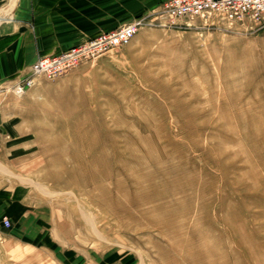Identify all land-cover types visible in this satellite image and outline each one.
Wrapping results in <instances>:
<instances>
[{"label": "rangeland", "instance_id": "1", "mask_svg": "<svg viewBox=\"0 0 264 264\" xmlns=\"http://www.w3.org/2000/svg\"><path fill=\"white\" fill-rule=\"evenodd\" d=\"M160 5L139 19L127 44L52 79L41 75L23 95L2 94L10 95L9 125L16 135L6 133L0 145L15 142L11 161L22 163L17 181L33 215L15 226L37 232L23 243L12 240L10 264H62L63 251L100 264H189L171 249L176 233L153 220L160 210L144 216L128 205V188L136 186L127 177L136 166L152 171L155 190L178 183L140 206L174 202L171 210L185 214L182 236L194 227L231 229L227 214L234 202L249 229L264 228V189L247 175L251 162L260 168L247 117L264 123V28L212 17L167 18ZM95 152L106 162L94 164ZM86 169L109 172L96 179L104 188L85 180Z\"/></svg>", "mask_w": 264, "mask_h": 264}, {"label": "crops", "instance_id": "2", "mask_svg": "<svg viewBox=\"0 0 264 264\" xmlns=\"http://www.w3.org/2000/svg\"><path fill=\"white\" fill-rule=\"evenodd\" d=\"M163 1L0 0V84L26 73L38 56L57 54L100 31L148 19ZM4 92L11 93L6 86H0L1 130L14 137L9 125L10 95H2ZM14 144L5 141L0 145V238L7 240L0 243V264H10L7 257L14 244L12 240L23 243L27 235L37 233L30 227L15 226L21 221L30 223L27 220L33 215L27 204L25 186L17 181L16 171L22 163L11 161V154H17ZM3 217L10 220L9 226L3 225ZM60 261L62 264H100L92 263L89 258L77 259L74 253L66 251Z\"/></svg>", "mask_w": 264, "mask_h": 264}, {"label": "bare ground", "instance_id": "3", "mask_svg": "<svg viewBox=\"0 0 264 264\" xmlns=\"http://www.w3.org/2000/svg\"><path fill=\"white\" fill-rule=\"evenodd\" d=\"M255 119V115L249 114L247 117V123H250V126L248 125V130L251 136L250 142L252 150L257 157L256 163L257 165H260L261 169H256L251 162L248 166V168H250L247 171V175L251 176V184L255 186L259 185V188L264 189V123L258 124L255 122ZM92 152H94V150ZM92 162L96 165L103 164L106 162V158L102 157L99 152H95L92 157ZM157 170L164 177H168L167 172L161 170L159 166L156 167V171ZM86 173L87 177L85 180L87 181H97L100 179V177L109 175V172L107 171L96 173L93 171L91 172L90 169H86ZM151 174L152 171L146 167L136 166V168H133L132 174H130L127 178L128 181L129 179L134 180L133 183L135 184L136 188L134 190L128 188V205L137 208L138 213L144 216L152 214L153 210H160L162 212L160 217H153V220L159 224L164 231L176 233V236H178L176 237L177 243H174L171 246V249L181 251L182 258L186 259L189 264H264V250H261V247L264 245V235L260 233V231L264 230V228L261 227L263 225H258V227L253 230L249 229V222L245 218L246 215H242V213L236 209V202L230 204V211H228L227 214V219L233 222L234 226H232L231 229H227L226 231H218L214 228L216 232L213 233L214 235H211L213 237H210L209 233L210 231H214L211 225H208L205 230L194 227L189 230V234L191 236H182V229H186L184 220L185 214L182 212L176 214V211L171 210V207L175 205L174 202L169 201L158 203L149 209H144L141 207V204L157 199L162 193H170L173 189L171 186L178 185L175 180H171L172 182L169 187L166 189L164 188L165 190L163 189L164 192L155 190L156 186L154 182L151 181ZM242 174L243 176H246V173ZM122 183L125 184V182ZM122 183L119 182L117 184L121 187ZM96 184L98 188H104L102 183L99 181H97ZM145 187L151 190L148 191ZM116 208L121 209L122 213H125L128 218L132 217V213L128 211V206L118 204ZM227 239H231L233 243L232 248L225 246L226 241L228 242ZM179 241H182L183 245H181ZM228 257L234 259V262L228 263L226 260Z\"/></svg>", "mask_w": 264, "mask_h": 264}, {"label": "built area", "instance_id": "4", "mask_svg": "<svg viewBox=\"0 0 264 264\" xmlns=\"http://www.w3.org/2000/svg\"><path fill=\"white\" fill-rule=\"evenodd\" d=\"M161 15L172 19H196L212 17L223 22L248 21L264 28V0H164L160 5ZM140 20H133L115 29L102 31L95 36L74 44L57 54L41 55L23 75L9 82L6 89L14 95H23L32 88L39 76L52 79L70 69L79 61L101 54L113 47L127 44L136 34ZM7 134L0 128V144ZM4 226L10 225L7 217Z\"/></svg>", "mask_w": 264, "mask_h": 264}]
</instances>
